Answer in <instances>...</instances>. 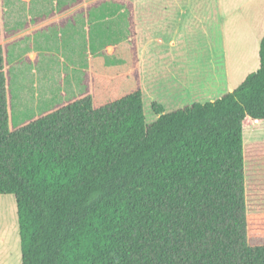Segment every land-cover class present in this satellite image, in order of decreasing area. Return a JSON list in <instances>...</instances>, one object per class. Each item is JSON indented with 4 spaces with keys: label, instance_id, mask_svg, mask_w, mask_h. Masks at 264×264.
<instances>
[{
    "label": "trees",
    "instance_id": "16d2710c",
    "mask_svg": "<svg viewBox=\"0 0 264 264\" xmlns=\"http://www.w3.org/2000/svg\"><path fill=\"white\" fill-rule=\"evenodd\" d=\"M260 67L215 102L147 123L137 90L75 101L11 132L0 16V195L22 264H264L248 242L244 129L264 122Z\"/></svg>",
    "mask_w": 264,
    "mask_h": 264
},
{
    "label": "crops",
    "instance_id": "0c3cea01",
    "mask_svg": "<svg viewBox=\"0 0 264 264\" xmlns=\"http://www.w3.org/2000/svg\"><path fill=\"white\" fill-rule=\"evenodd\" d=\"M31 4L27 8L26 35L41 31L42 38L49 41L40 51L33 46L29 52L33 63L28 66V75L31 73L33 77L27 78H31L35 88L34 105L38 104L40 88L43 101L56 100L66 93L78 95L79 100L86 97L95 100L99 95L115 93L136 83L134 88L139 87L143 96L149 91L154 101L165 103L171 97L209 95L221 81L226 82L227 75L219 74V62L214 57L219 43L208 45L213 59L206 65L195 60L194 54L197 41L224 39L221 2L35 0ZM33 10L39 18L31 16ZM62 41H67L66 46ZM39 54L50 57L48 66L42 69L41 84L35 78L38 72L33 58ZM66 56L74 58L64 66ZM53 57H61L59 61L63 64ZM244 141L245 171L247 163L249 174L248 242L251 247H258L264 246V206L257 202V196L264 199V148L256 149L249 161L246 137Z\"/></svg>",
    "mask_w": 264,
    "mask_h": 264
},
{
    "label": "rangeland",
    "instance_id": "374dc122",
    "mask_svg": "<svg viewBox=\"0 0 264 264\" xmlns=\"http://www.w3.org/2000/svg\"><path fill=\"white\" fill-rule=\"evenodd\" d=\"M35 0H0V16L2 26V44L6 54V74L9 94L10 110V130L17 131L27 124L55 112L77 100L78 95L66 93L56 100H45L43 90L38 89L37 101L35 103V88L30 83L33 77L28 75L29 67L33 63L32 55L29 54L31 47L40 51L46 41L42 38L41 31H36L26 35L27 8ZM223 3L224 7V39L219 41H197L198 45L194 47L195 60L199 59L203 65L208 63L211 57L209 44L219 43L218 51L214 57L218 59L220 73L227 75L226 82L221 81L217 88L211 89V93L206 96L191 97H171L165 103H157L154 96L145 91L144 110L147 123H153L158 115L153 110V104L163 106L166 113L174 110L191 106L194 103L206 104L211 100H218L223 95L229 93L230 88H238L246 77L256 72L260 67L259 49L260 42L264 36V0H212ZM222 5V4H221ZM39 18L36 12L31 15ZM222 22V21H221ZM223 24V22H222ZM30 39V40H29ZM32 41V42H31ZM66 46L67 41H62ZM35 59V71L38 74L41 84L42 69L48 66V58L39 54L33 57ZM61 57H53L60 63ZM74 57H63L67 60L64 66L69 65V61ZM196 65V64H195ZM197 65L198 62H197ZM225 67V68H224ZM30 72V71H29ZM29 80V81H28ZM135 84L130 87H124L118 92L108 93L95 97L94 104L96 108L102 107L111 102L118 101L128 96L135 89ZM213 101V102H214ZM33 105V106H32ZM246 130V131H245ZM260 135L257 138L256 135ZM246 137V153L250 161L256 149L264 148V123H254L244 129V140ZM258 139V140H256ZM261 141H260V140ZM245 142V141H244ZM246 157V154L244 152ZM252 161V160H251ZM248 165L246 163V188ZM259 185V183H256ZM257 202L264 206V199L257 196ZM0 264H22V253L19 236L17 205L14 195H0Z\"/></svg>",
    "mask_w": 264,
    "mask_h": 264
}]
</instances>
